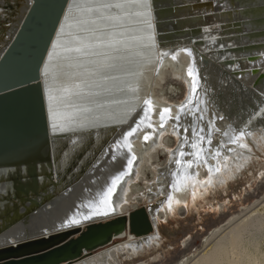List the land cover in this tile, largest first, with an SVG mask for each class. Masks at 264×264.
Instances as JSON below:
<instances>
[{
    "label": "bare ground",
    "instance_id": "1",
    "mask_svg": "<svg viewBox=\"0 0 264 264\" xmlns=\"http://www.w3.org/2000/svg\"><path fill=\"white\" fill-rule=\"evenodd\" d=\"M73 1L74 0L70 1L66 9L62 22L59 26V31L56 37L54 38L52 47L49 50L45 67L42 72V83L44 84V92L47 100L48 82L46 81V68L48 67V61L52 56L55 45L62 37V30L69 28V26H66L65 20H75L77 18H81L77 16V12H69ZM106 1L109 2L112 0ZM141 1L142 0H137L138 3L136 5V1L134 0V11L138 10L141 12L142 10H144L145 7L141 3ZM242 2V0H224L221 1L220 7H216V5H214L213 3H211V5H208L205 2H201L200 0L179 1V6L182 9V12L184 9L186 10L184 14H196L199 13V11H204L205 9L207 10L210 8L214 11L213 13L218 18H220L222 16L220 10L225 9L226 11H228L227 14L233 19L237 20V24L234 22L225 25V28L228 29V31L230 32H228L229 34L227 33L225 35L223 33L222 26H219L218 32L214 31V28L202 25V23H198L196 26H201L204 35L207 37L213 36L214 34H224L216 36V40L226 42L219 43L217 45H229V50L225 52L224 55L220 53L219 50H210L208 46L206 47L204 45H200L199 43H195L196 45L193 47H191L190 45L185 46L182 49L185 61H183V63H178L179 65L182 64V66L179 68L180 70L175 69V71H172L178 78L180 77L183 80L186 87L185 98L179 104H174L164 98H143L140 101V104H135L134 101V107L132 105L127 107L128 109H132V107L135 108L138 107V105L143 106L141 113H138L139 116H136L137 119L133 123H131L123 132H120L121 130L118 132H114V127L113 129L105 128V130L101 134H98L97 136L95 134L94 141H91L92 143L89 142L88 139L90 137L88 136L83 137V139H79L77 135L74 136L71 140H69V137H64V135L67 134L65 133L62 137H59V141H56V143H52V145L50 146V151L54 162V171L51 173L52 185L49 186L56 185L57 182L62 183V187L60 190L61 195L58 197V202L52 205L51 203H49V211L41 214L40 210L45 204L44 202L47 201V198L45 197L43 199L44 202L42 203L41 197L37 195V197L32 198L33 201L31 200V202L27 204V206L24 207L22 210H16L9 216L4 217L6 219L3 218V228H0V250L6 248L8 245H10L11 242L15 246H17V244L22 239L34 235V233H37V231H40V229H44V231H47L49 233L51 229H54L56 227L58 229L66 228L64 230H70L71 228L68 229V227L73 226H81L84 228L85 224H83V220H85L86 216L90 217L92 212L96 210V206L99 204L101 197L98 195V193L106 191L107 186L111 184L112 177L118 175L121 172L126 173V175H124L123 179L120 181L115 193L111 198V208L108 209L107 215L101 214L98 216L111 218L116 214L129 213L130 211H127L126 208L132 203V199L137 198V196L131 197L129 193L134 186L133 183L140 176L142 169L146 165H153V155L156 151L160 150V148L167 151V160L164 164H158L156 166L157 169L154 171V182H149L150 184L148 186V191L146 190L140 195L143 200L148 202L146 207L150 209L154 229L150 233L140 236L128 233L127 231L121 233L120 235L114 237V240L112 241V243H110L113 244L112 247L107 248L96 254L95 251L93 254H89L90 256L86 258H84V256L83 258L77 260V262L72 264H121L123 259H136V257L145 254L146 251L161 244L162 235L160 224L163 222V220L166 221L167 219H169V216H174L176 209L180 204L190 203L191 205H194L196 209H198L203 204L207 203L208 206L212 209L218 210L222 203L217 200L215 192L219 189L220 186H225L226 182H228L230 178H233L237 173L240 174L244 168L248 167L254 155V144L257 145L259 149L264 148V99L262 100V97L256 96L255 99H253L254 102L252 104L246 103L245 106L241 108H247L244 111H239V107H236L235 104H228L229 101L233 100L231 95L227 96V93H229L230 91L232 93L236 92L238 94H242V91L240 89L243 88L245 90L244 93H246L247 91L256 93L257 89L262 88L263 91L261 92L264 93V81L259 84V88L257 89L252 86L253 84H251L253 83L251 81H253L254 78L258 76V74L261 73L262 75H264V10L262 8H259L260 11L249 8H241L240 6ZM32 3L33 0H0V18L5 19L7 17H10V19L7 20V24L0 32V58L4 54L6 48L11 43L14 36L17 34L23 22L25 12H27L30 6L29 4ZM260 3L263 4V0H261ZM8 4H12V6L6 8ZM114 4L116 5V3ZM147 4L149 5V3ZM126 7L127 6H125V8ZM238 7L240 9H236ZM77 8L79 9L78 6ZM113 11L116 12L117 10ZM120 12H122V10ZM131 14L134 13L131 12ZM86 15L87 17H92L94 15V12L87 13ZM251 17L252 19H254L250 20V23L254 27L252 26L253 28H250H257V30H254V33H252L253 31H251L252 35H248L251 36V42L254 45L252 46V48H250L248 52H242L240 51L239 46L233 47L231 43L236 41L234 40L236 37L234 32L238 30V28H240L241 26V24L238 23L240 18L244 19L245 21L242 22L243 26V24L245 25ZM144 19L145 18L137 20H128L123 22L120 20L121 22L119 21L118 24H115V27L113 26L111 27L112 29L110 28L111 31H108L107 35L104 38L114 39V37H119L122 39L118 40L119 42H115V40L113 41L114 43L110 42L113 46H119L114 50L134 48L137 46V42L141 40H137L136 35H142L145 32H141L140 30L139 32H131L130 30H142L141 25L143 23L142 20L144 21ZM109 21L112 22L110 19ZM133 21L135 23H137L138 21L140 23L141 21V23L138 25L139 28H137L138 26L135 27L137 29H135L134 27L130 28L133 25L131 24L133 23ZM93 24L95 25V23ZM99 25H103V23H100ZM89 26V24L84 23L80 26V29L83 30L86 29V27L88 28ZM183 26L184 28L191 27V23L183 22ZM97 27L100 28L101 26ZM116 30H121L119 33H117L118 35H114ZM76 33H78V31ZM184 34L185 33H183V35ZM248 39H246L245 41L247 42ZM253 41L257 43L255 44ZM100 42L98 43L100 44ZM183 44L185 45V43ZM97 49L98 50L95 49L96 52H104L105 50L108 51V49L104 50L100 49V47ZM184 49L190 50L191 55H189L188 52L184 51ZM88 52L89 55H92L90 54V52L92 51ZM215 52L220 53L219 56L215 54ZM123 54L126 55L128 53H113L111 57H108L107 55H104L103 57L101 53H99L98 57L101 58V60L103 61L107 60L108 63L114 64L116 58L124 57ZM166 54L169 55L171 54V52L167 51ZM176 55H178V53ZM163 56L166 55L163 54ZM225 58H227V60H225ZM234 58H239V60H231ZM63 59L65 60V58ZM166 61L162 62L168 65L170 61L167 63ZM62 64H64V62ZM58 65H60V63ZM175 66L178 67L177 65ZM189 67H193L194 70L198 73V89L195 94L192 93V79L188 75ZM227 83L231 84V86L228 87V90L230 91H227L226 89L225 85ZM221 94H224V96H222ZM239 99L241 103L244 104L245 101L242 102L241 97ZM146 100L152 101V111L148 113L147 117H145L144 113V110L147 108V105L144 103ZM47 103L48 112L50 113L49 102L47 101ZM181 104L185 105L184 112L180 111ZM164 108H169L171 110L170 116L172 118L162 122L160 119V112ZM130 113L128 114V116L131 115ZM172 113H174V115ZM222 114L223 119L221 120L219 119V117H222ZM176 116H179L180 119L176 120ZM120 118L121 117H118L117 122L114 124L120 125L122 123V118ZM94 119L96 118L94 117ZM51 122L52 121H50V134H52L53 136H61L60 133H56V131L53 129ZM162 123L163 127H161ZM137 124L140 125L137 131L131 137H128V143L132 145V151L129 152L127 147L124 146V137L132 128L136 127ZM148 124H151L152 126L148 127ZM120 129L123 128L120 127ZM185 129H188V131H185ZM79 130L81 131V129ZM85 130L87 131V128ZM241 131L245 133V137L239 143L247 144V148H240L239 143H231V138L233 136L238 135ZM224 132H227L228 135H224ZM90 133H92V131ZM169 134L175 138L176 142L175 145L171 147L168 146V141L166 140V137ZM145 135H148L150 137L147 141L144 139ZM201 136L204 137V140L199 141V147L203 149L201 155L206 158L207 163H205L203 159L197 161L194 155H190L196 151V149L192 148V144L198 142V137ZM209 138H211L212 140L211 144L208 143ZM84 142L87 145H91L88 154L83 160V163L80 166H78L77 164L78 167L74 168L71 173L66 174L67 167L70 166L72 159L79 151L77 148L81 146V143ZM71 143H73L74 146ZM64 147L66 148L64 149ZM110 148L112 149V152L111 155L107 157L106 154ZM228 149H232V151H228ZM217 150L220 151L219 157H215V153ZM181 151L185 153V156L181 157L179 155ZM132 154L135 155L136 159L133 162L131 169L129 170L127 160L131 158ZM226 156L228 157L227 160H225ZM177 160H180L181 163L178 164ZM189 160L193 161L192 167L187 166V161ZM217 161H219L222 169L220 173H215L214 171L215 167L217 166ZM89 163L93 164L85 170V166ZM98 163L100 165L96 168V171V169H93V165L95 166ZM209 166L213 168L212 175L214 182L212 184H204L203 182L209 177ZM84 170V174L80 176L81 172H83ZM61 171L63 172V177H60ZM93 171H95L94 174L88 173ZM7 173L0 172V192H5L6 190H10L11 192V190L13 191V188L17 185V176L15 171H10ZM39 175H41L40 172ZM9 179L10 182H8ZM3 180L6 181L3 182ZM173 185H175V187H173ZM225 188H227V186ZM55 190H57V187H52L51 191L54 192ZM211 191L212 200H210L208 197V194ZM193 192L196 193L195 199L193 198ZM169 195L173 197L171 210L168 206ZM137 201L138 200H135V202ZM176 201H179L180 203L177 204ZM33 209L36 210L31 212L30 210ZM27 210L31 213L27 214ZM260 210H262L263 213L260 214L259 212V214L256 216H248L246 219L242 220L238 224L233 225V227L225 233H223L225 229L221 227H215L211 235L206 239L207 243V240L209 238H212L213 240L211 242L209 241V243H207L206 246L195 257L191 259L184 258L183 260L178 261L176 264H264V202L263 205H261ZM98 218L97 216L95 218L92 217V219ZM74 221H80V223H74ZM116 239L123 240L115 245L114 243ZM110 244L106 246H109ZM44 246L45 245H39L23 250H14L12 252L2 253L0 254V257L24 254L26 252L32 251L36 248H42ZM121 254L124 256L123 258H120ZM156 257L157 256H154L153 258ZM137 264L146 263L139 262Z\"/></svg>",
    "mask_w": 264,
    "mask_h": 264
},
{
    "label": "rangeland",
    "instance_id": "2",
    "mask_svg": "<svg viewBox=\"0 0 264 264\" xmlns=\"http://www.w3.org/2000/svg\"><path fill=\"white\" fill-rule=\"evenodd\" d=\"M116 1L120 2H118L117 4ZM129 1L130 0H112L109 2L106 0H74L72 6L69 9L70 13L77 12V16L81 18H77L75 20H65L66 26H69V28L63 29L64 31L62 30V37L55 45L52 56L48 61V67L46 68V81L48 82V102L50 107V116H52V127L56 131V133H60L61 136L67 133L64 135V137H69V140L77 135L79 139H83V137L88 136L90 137L88 139L89 142L92 143L91 141H94L95 134L96 136L98 134H101L105 130V128L113 129L114 127V132H118L120 130V132H123L131 123H133L137 119V117L141 113L143 106L138 105V107H133L135 106V104H140V101L143 98H164L169 102L179 104L185 98L186 87L183 80L180 77L178 78L172 71H175V69L178 70L182 66V64L179 65L178 63H183V61H185L182 50L185 46L190 45L191 47H193L197 43H199L200 45H204L206 47L208 46L210 50H219V52L224 55L225 52L229 50V45H217L226 41L223 42L221 40H216V36L224 34L226 35L229 32L228 29L225 28V25L234 22L237 24V20L230 17L227 14L228 11H226L225 9L220 10L222 14L220 18H218L213 13L214 11L210 8L207 10L205 9L204 11H199V13L189 15L184 14V12L186 11L185 9L182 12V9L179 6V1L181 0H147V2L146 0H142L141 3L145 8L140 12L138 10H133V6H135V3L136 5L138 3L137 0H135V3H133L134 0H131L130 2ZM200 1L205 2L208 5H211V3H213L214 5H216V7H220L221 1L224 0ZM242 1L243 2L240 6L241 8H249L257 11H260L261 9H259V7H261L262 5L260 3L261 0ZM114 3H116V5ZM147 3H149L150 6ZM10 6H12V4H8L6 8H9ZM77 6L79 7V9L77 8ZM125 6L127 7L125 8ZM130 8L132 9V11ZM112 9L117 11L115 12ZM236 9L240 8L238 7ZM119 10H122V12H120ZM90 12H94V15L92 16L93 18L87 17L86 14ZM131 12L134 14H131ZM140 14H143L145 16ZM143 18L145 19L144 21L142 20V30L137 29L139 28L138 25L141 23V21L140 23L139 21L137 23L133 21V23L131 24H133L134 26L132 25L130 27L135 28L138 26L137 28H135L137 30H130L131 32H139V30L141 32H145L142 35H136L137 40L141 39L137 42L136 47L114 50L119 46H113L110 42H113L114 40L115 42H119L118 40L122 39L119 37H114V39L109 38L110 40L104 38L107 35L108 31H111V27H113L115 24H118L120 20L123 22ZM9 19L10 17H7L5 19L0 18V32L7 24V20ZM109 19L112 22H110ZM253 19L251 17L249 21H247L246 24H243L242 26V22L245 21L244 19L240 18L238 23L241 24L242 27L239 25L240 28H238V30L234 32L236 35L234 40L236 41L232 42L231 44L233 45V47L239 46V49L242 52H248L254 45L251 42L250 36L257 30V28L251 29L254 26L250 23V20ZM160 21H163L162 23L166 24H164V28H160L158 24ZM83 22L85 24H89L90 26L88 28L86 27V29L83 30L80 29V26L84 24ZM183 22L191 23V27L184 28ZM93 23H95V25ZM100 23H103V25H99ZM198 23H202V25L206 27L214 28V31L216 32L219 31V26H222V31L224 34H214L213 36L207 37L204 35L201 26H196ZM97 26H101L102 28H99ZM105 27L107 30L105 29ZM75 31H78V33H76ZM120 31L121 30H116L114 35H118L117 33H119ZM251 31L253 32L251 33ZM183 33L185 34L183 35ZM245 38L250 39H248V41L246 42ZM100 40L101 42L104 40V43H101ZM98 42H100L101 45ZM253 42L255 44L257 43L255 41ZM183 43H185V45ZM98 46L100 47V49H108V51L105 50L104 52H96V50H98L97 48H99ZM88 51H92L90 52V54L92 55H89ZM167 51H170L171 54H166ZM118 52L128 54H123L124 57L116 58L114 64L108 63L107 60L103 61L98 57L99 53H101L103 57L104 55L111 57L113 53ZM177 53L178 55H176ZM220 53L215 52V54H217L218 56ZM163 54L166 56H163ZM174 55L175 57L177 56V59H170ZM63 58H65V60ZM225 60H227V58H225ZM231 60L237 61L239 60V58H234ZM162 61H166V63L169 61L170 62L167 65ZM63 62L64 64H62ZM59 63L60 65H58ZM175 65H177L178 67H176ZM225 86L227 91H230L228 90V87H230L231 84L227 83ZM240 90L242 91V94H238L236 92L232 93L231 91L227 93V96L231 95L233 98V100L229 101L228 104H235L236 107H239V111L246 110L247 108H241H243L246 103L252 104L254 102L253 99H255L256 96L262 97V100L264 99V93L261 92L263 91L262 88L257 89L256 93L250 91L244 93L245 90L243 88H241ZM221 95L224 96V94ZM239 95L242 102L245 101L244 104L241 103ZM134 101L135 104H133ZM130 105L133 106L132 109L127 108ZM86 113L90 115L88 116ZM129 113L131 114L130 116H128ZM172 114L174 115V113ZM94 117L96 119H94ZM118 117L122 118V123L120 125L114 124L117 122ZM96 127L99 129L101 128L102 130L97 129ZM120 127H122L123 129H120ZM86 128L87 131L85 130ZM79 129H81V131ZM91 131L92 133H94H90ZM171 136L172 135L169 134L166 137L168 146L170 147L174 146L176 143L175 138ZM71 144L74 146L73 143ZM90 145L91 144H85V142L81 143V146L77 148L79 150L76 154L77 156L75 155V157L71 161L70 166L67 167L66 174L71 173L74 168L80 166L83 163L84 158L90 150ZM65 148L66 147H64V149ZM253 150L254 155L248 167L244 168L240 174L237 173V176L235 175L233 178H230L229 181L227 180L228 182H226L225 186H220L219 189L215 192L217 200L222 203L218 210L212 209L208 206L207 203L203 204L198 209H196V207L194 205H191L190 203L180 204L176 209L174 216H169V219H167L166 221L163 220V222L160 224L162 235L161 244L146 251L145 254L138 256L139 258L136 257V259L134 258L132 260L123 259L121 264H137L139 262H145L146 264H176L178 261H181L184 258L191 259L195 257L206 246V244L209 243V241L211 242L213 240L212 238H209L206 243V239L211 235L215 227H221L225 229V231L223 232L225 233L230 228H232L233 225L238 224L248 216H256L259 214V212L260 214L263 213L260 208L264 202V148L259 149L257 145L254 144ZM167 157V151L160 148V150L156 151L153 155V165H146L142 169L140 176L133 183L134 186L129 192L131 197L137 196V198L132 199V203L126 208L127 211H132L136 208L148 204V202L143 200L140 195L146 190L148 191L149 184L154 182V171L157 169L156 166L158 164H164L167 160ZM93 163H89L90 165H86L85 170L89 168V166H91ZM85 170L81 172L80 176L84 174ZM62 173L63 172L61 171L60 177H63ZM4 181L6 180H3V182ZM8 182H10V179ZM48 185H52V183L50 182V184ZM226 186L227 188H225ZM7 193L8 195H6ZM14 193L18 192L15 191ZM37 195L38 194H33L31 190L26 194L20 193L15 195L7 190L5 192H0V228H3V221L4 219H6L4 217L9 216L16 210H22L27 206V204L31 202V200L33 201L32 198H36ZM208 197L210 200H212V191L209 192ZM135 200L138 201L135 202ZM35 210L36 209L30 211L33 212ZM30 211L27 210V214L31 213ZM122 240L123 239H116L114 244L116 245ZM112 246L113 244H110L109 246L101 248L97 250L95 254ZM90 255H87L84 258ZM154 256H157L158 258H153ZM123 257L124 256L121 254L120 258Z\"/></svg>",
    "mask_w": 264,
    "mask_h": 264
},
{
    "label": "water",
    "instance_id": "3",
    "mask_svg": "<svg viewBox=\"0 0 264 264\" xmlns=\"http://www.w3.org/2000/svg\"><path fill=\"white\" fill-rule=\"evenodd\" d=\"M70 1L33 0L17 34L0 58V172L15 171L17 185L11 190L14 195L31 190L41 197L42 203L47 198L41 214L49 211V203L58 202L62 187L61 182L48 185L54 171L50 146L62 136L50 134L52 118L48 112L42 72ZM259 8L264 10V0ZM162 22L158 23L160 28L166 25ZM263 81L264 75L260 73L252 86L257 89ZM111 152L110 148L106 156ZM99 165H93V169ZM52 187L57 190L51 191ZM90 217L83 220L84 228L73 226L64 230L66 228L56 227L49 233L40 229L22 239L17 246L11 242L0 250V254L45 246L16 256L0 257V264H72L112 243L121 233L127 231L140 236L154 229L146 205L111 218Z\"/></svg>",
    "mask_w": 264,
    "mask_h": 264
},
{
    "label": "snow or ice",
    "instance_id": "4",
    "mask_svg": "<svg viewBox=\"0 0 264 264\" xmlns=\"http://www.w3.org/2000/svg\"><path fill=\"white\" fill-rule=\"evenodd\" d=\"M184 51L188 52L189 55H191V52L190 50L188 49H184ZM173 59H175V55L172 57ZM188 75L189 77H191L192 79V93L195 94L197 89H198V83H197V80H198V73L194 70L193 67H189L188 68ZM146 105H147V108L144 110V113H145V117L148 116V113L152 111V101L151 100H146L144 102ZM180 111L181 112H184L185 111V105L181 104L180 105ZM170 112L171 110L169 108H164L161 112H160V119L161 121H166L167 119H170L172 118L170 116ZM176 120H179L180 117L179 116H176L175 117ZM219 119H223V117H219ZM143 122V121H141ZM139 124H137L136 127L132 128L124 137V140H125V147H127L128 151L131 152L132 151V145L130 143H128V137H131L136 131L137 129L139 128ZM148 127H151L152 125L151 124H148L147 125ZM161 127H163V123L161 124ZM185 131H188V129H185ZM224 135H228L227 132H224ZM245 137V133L243 131L239 132L238 135L236 136H233L231 138V143L233 144H238L241 140H243ZM150 137L148 135H145L144 136V139L147 141ZM204 140V137H198V142H195L192 144V148L193 149H196V151L190 155H194L196 157V160L199 161V160H204L205 163H207V160L206 158H204L201 153L203 152V149L199 147V141H203ZM119 143V142H117ZM208 143L211 144L212 143V140L211 138H209L208 140ZM239 147L240 148H247L248 145L247 144H244V143H239ZM228 151H232V149H228ZM179 155L181 157L185 156V153L183 151H181L179 153ZM220 156V151L217 150L216 153H215V157H219ZM136 157L134 154L131 155V158H129L127 160V165H128V168L129 170L131 169V166L133 164V162L135 161ZM228 157L226 156L225 157V160H227ZM177 163H181L180 160H177ZM192 163L193 161L192 160H189L187 161V166L188 167H192ZM208 171H209V177L208 179H206L203 183L204 184H212L214 181H213V168L211 166H209L208 168ZM215 173H220L222 171L221 169V166H220V163L219 161H217V166L215 167L214 169ZM124 175H126V173L124 172H121L119 173L118 175H115L114 177H112L111 179V184L109 186H107V189L106 191H103L102 193H98V195L101 197L100 198V201H99V204L96 206V210L92 212V216H98V215H107V211L108 209L111 208V198L113 196V194L115 193L116 191V188L117 186L119 185L120 181L123 179ZM173 187H175V185H173ZM195 196H196V193L193 192V198L195 199ZM172 201H173V197L171 195L168 196V206H169V209L171 210V207H172ZM177 204H179L180 202L179 201H176ZM91 217H88L86 216L85 219H90ZM74 223H80V221H74Z\"/></svg>",
    "mask_w": 264,
    "mask_h": 264
}]
</instances>
